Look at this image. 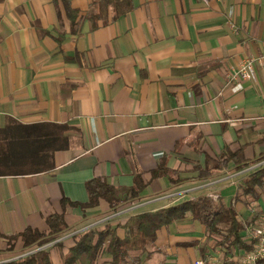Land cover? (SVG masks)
I'll use <instances>...</instances> for the list:
<instances>
[{
	"label": "crops",
	"instance_id": "obj_1",
	"mask_svg": "<svg viewBox=\"0 0 264 264\" xmlns=\"http://www.w3.org/2000/svg\"><path fill=\"white\" fill-rule=\"evenodd\" d=\"M99 1L67 0L68 14L61 0H0V127L66 125L68 137L48 170L0 175V264L35 247L9 236L45 231L53 213L66 228L43 249L62 264L76 233L110 223L122 236L128 217L199 195L233 203L242 220L264 212V189L238 198L246 176L232 161L217 165L226 150L264 155V0H124L128 11L112 19L109 7L92 27ZM248 58L255 77L230 82ZM160 163L176 182L152 178ZM136 174L145 187L117 214L102 199L61 204L86 202L92 178L124 190ZM243 251L218 247L187 216L159 228L130 264H236ZM94 264L112 263L104 253Z\"/></svg>",
	"mask_w": 264,
	"mask_h": 264
},
{
	"label": "trees",
	"instance_id": "obj_2",
	"mask_svg": "<svg viewBox=\"0 0 264 264\" xmlns=\"http://www.w3.org/2000/svg\"><path fill=\"white\" fill-rule=\"evenodd\" d=\"M70 14L67 0H61ZM99 11L89 14L92 27L97 26L98 19H106L109 7L113 9L112 19L128 11L131 6L124 0H100ZM66 125L57 124H32L24 125L14 121L0 127V175H22L39 173L52 167L51 158L53 151L65 147L68 139L64 135ZM217 163L219 168L226 167L228 162L234 163V171H241L253 163L264 159V155L256 161H245L238 152L224 151L219 156ZM172 170L165 165L159 164L151 172L152 178L158 176L169 177L172 183L177 180L171 177ZM88 200L86 202H74L68 198L62 199V206H94L99 200H105L110 209L118 210L121 205L131 203L138 198L145 183L140 176H134L133 184L119 190L108 184L101 178H92L85 183ZM258 189H264V166L249 172L237 186L236 196L253 197L259 196ZM242 199V198H241ZM247 207V203H244ZM248 206H250L248 204ZM191 216L204 225L207 236L218 247L228 252L233 248L244 251L251 247L247 242L246 229L259 216L254 213L250 218L240 219L234 204H222L210 195H199L155 211L138 213L128 217L120 225L123 235L117 233V226L105 223L100 227L90 228L73 236L74 244L62 264H94L99 256L106 253L110 256L112 264H130L134 258L131 252L142 251L155 240L156 231L175 221ZM47 229L39 231L33 228H25L23 231L8 237L9 240L20 237L23 247H41L60 236L66 228L62 213H53L46 217ZM245 238V240H244ZM243 251V252H244ZM235 263V262H234ZM6 264H55L51 261L49 253L45 249L19 257ZM238 264V263H236Z\"/></svg>",
	"mask_w": 264,
	"mask_h": 264
},
{
	"label": "built area",
	"instance_id": "obj_3",
	"mask_svg": "<svg viewBox=\"0 0 264 264\" xmlns=\"http://www.w3.org/2000/svg\"><path fill=\"white\" fill-rule=\"evenodd\" d=\"M264 58V54L260 59ZM255 77V68L253 58L244 59L240 62L237 69L229 74V81L236 82L242 80L253 79ZM119 210L112 211L117 214ZM111 213V214H112ZM110 213L108 215H111ZM110 217V216H107ZM105 220L101 218L100 222ZM98 223V222H97ZM247 242L251 243V247L244 251L239 259V264H264V212H261L258 218L248 226ZM44 246V245H43ZM41 247H33L23 252L20 257L33 253L37 250L43 249ZM192 264H206L203 259L197 258Z\"/></svg>",
	"mask_w": 264,
	"mask_h": 264
},
{
	"label": "rangeland",
	"instance_id": "obj_4",
	"mask_svg": "<svg viewBox=\"0 0 264 264\" xmlns=\"http://www.w3.org/2000/svg\"><path fill=\"white\" fill-rule=\"evenodd\" d=\"M262 166H264V160L263 161H260V162H258V163H256V164H254V165H252V166H249L248 168H245V169H243V170H241L237 175H238V178H242V177H245V176H247L248 174H249V172H251V171H254V170H256V169H258V168H260V167H262ZM238 180V179H237ZM260 191V189H258V192ZM250 197V196H249ZM251 198H253V197H251ZM112 213V212H111ZM112 214H114V213H112ZM108 216H110V215H108ZM114 216V215H113ZM102 217H104V216H102ZM106 217H107V215H106Z\"/></svg>",
	"mask_w": 264,
	"mask_h": 264
}]
</instances>
